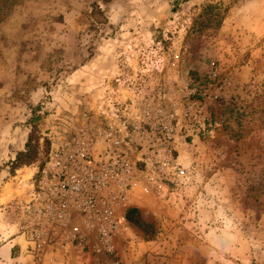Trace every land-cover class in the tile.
Masks as SVG:
<instances>
[{"label": "rangeland", "instance_id": "374dc122", "mask_svg": "<svg viewBox=\"0 0 264 264\" xmlns=\"http://www.w3.org/2000/svg\"><path fill=\"white\" fill-rule=\"evenodd\" d=\"M7 2L0 22V264H35L25 253L28 214L20 203L51 144L82 119L94 121L97 104L123 102L134 89L159 95L174 111V157L189 180L172 184L153 162L154 188L134 189L131 208L154 236L143 238L125 222L115 255L90 243L46 254L43 264H264V0ZM206 5L225 8L218 29L197 20ZM34 108L40 121L32 128ZM30 133L36 155L22 164L15 156Z\"/></svg>", "mask_w": 264, "mask_h": 264}, {"label": "built area", "instance_id": "2783aa9c", "mask_svg": "<svg viewBox=\"0 0 264 264\" xmlns=\"http://www.w3.org/2000/svg\"><path fill=\"white\" fill-rule=\"evenodd\" d=\"M160 100L129 90L123 102L97 104L94 121L87 125L82 119L51 144L20 203L28 214L25 253L35 264H43L46 254L82 250L90 243L96 253L115 255L124 213L134 206L133 190L154 188L153 162L163 179L187 183L190 172L174 157L179 121Z\"/></svg>", "mask_w": 264, "mask_h": 264}, {"label": "trees", "instance_id": "16d2710c", "mask_svg": "<svg viewBox=\"0 0 264 264\" xmlns=\"http://www.w3.org/2000/svg\"><path fill=\"white\" fill-rule=\"evenodd\" d=\"M185 1V0H182ZM178 1H174V5H176ZM6 5V6H5ZM9 5V2L6 3V0H0V22L4 18L5 11ZM175 7H172V11ZM225 13V8H220L219 5H206L202 12L198 15V19L202 18L205 21L211 22L213 24V29H218L220 27V23L222 21L223 15ZM197 22V21H196ZM200 26H203V22H199ZM206 24V23H205ZM37 108L32 109V115L30 116L29 123L32 128H34L35 124L40 121V117L36 115ZM32 133L28 135V138L24 144L23 152H18L15 156V161H20L22 159V164H30L32 160L35 158L36 149L33 146V138ZM48 153V152H47ZM47 155V154H46ZM125 222L131 226L132 228L137 229L143 238H151L155 234V230L151 224L145 223L139 214V211L136 208H128L124 213Z\"/></svg>", "mask_w": 264, "mask_h": 264}, {"label": "crops", "instance_id": "0c3cea01", "mask_svg": "<svg viewBox=\"0 0 264 264\" xmlns=\"http://www.w3.org/2000/svg\"><path fill=\"white\" fill-rule=\"evenodd\" d=\"M11 241H12V240H11ZM6 245L9 246L8 248H11V247L13 246L12 244L10 245V241H8ZM6 245H4V246L6 247Z\"/></svg>", "mask_w": 264, "mask_h": 264}, {"label": "bare ground", "instance_id": "6f19581e", "mask_svg": "<svg viewBox=\"0 0 264 264\" xmlns=\"http://www.w3.org/2000/svg\"><path fill=\"white\" fill-rule=\"evenodd\" d=\"M20 173H21V172H20ZM20 173H19V174H20ZM21 175H22V173H21Z\"/></svg>", "mask_w": 264, "mask_h": 264}]
</instances>
